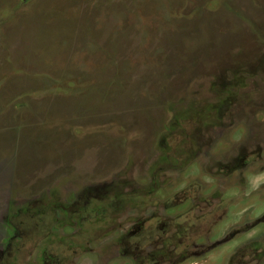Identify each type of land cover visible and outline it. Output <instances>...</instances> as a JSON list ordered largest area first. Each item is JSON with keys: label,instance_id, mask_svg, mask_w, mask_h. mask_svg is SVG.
<instances>
[{"label": "rangeland", "instance_id": "obj_1", "mask_svg": "<svg viewBox=\"0 0 264 264\" xmlns=\"http://www.w3.org/2000/svg\"><path fill=\"white\" fill-rule=\"evenodd\" d=\"M261 175L264 0H0V264H264Z\"/></svg>", "mask_w": 264, "mask_h": 264}, {"label": "clouds", "instance_id": "obj_2", "mask_svg": "<svg viewBox=\"0 0 264 264\" xmlns=\"http://www.w3.org/2000/svg\"><path fill=\"white\" fill-rule=\"evenodd\" d=\"M240 135H242V132L240 133ZM237 138H238V137H237ZM262 180H264V175L254 177V178L252 179V186H253V187H256L257 184L260 183Z\"/></svg>", "mask_w": 264, "mask_h": 264}, {"label": "flooded vegetation", "instance_id": "obj_3", "mask_svg": "<svg viewBox=\"0 0 264 264\" xmlns=\"http://www.w3.org/2000/svg\"><path fill=\"white\" fill-rule=\"evenodd\" d=\"M237 147H238V146H235V150H234L235 152H234V153H232V152H233V151H232V152H230V153H228V154H225V158H228V157H230V156H232V155H236V156H237V153H236V152L239 151V150H237ZM230 158H231V157H230Z\"/></svg>", "mask_w": 264, "mask_h": 264}]
</instances>
